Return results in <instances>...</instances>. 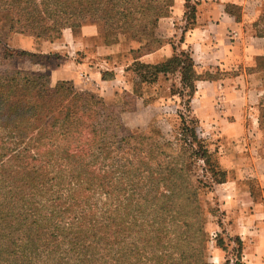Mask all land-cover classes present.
Returning <instances> with one entry per match:
<instances>
[{
  "label": "trees",
  "instance_id": "trees-1",
  "mask_svg": "<svg viewBox=\"0 0 264 264\" xmlns=\"http://www.w3.org/2000/svg\"><path fill=\"white\" fill-rule=\"evenodd\" d=\"M174 1L0 0V21L8 23L4 38H42L54 29L99 22L107 39L141 40L130 51L139 53L145 45L141 57L160 49L154 45L170 43L174 55L168 60L141 64V83L179 72L190 108L196 82L222 76L198 73L190 50L179 54L175 42L155 37ZM191 1L185 3V28L196 23L197 2ZM254 26L264 39V14ZM1 34L0 264H211L197 190L181 168V153L171 156L147 133L128 131L122 112L102 97L70 81L53 84L47 73L14 68L12 60L22 54L6 47ZM260 67L264 54L253 70ZM189 131L198 141V131ZM202 156L210 161L208 150ZM223 236L213 239L226 250ZM235 242L242 259L243 240ZM232 262L241 264H225Z\"/></svg>",
  "mask_w": 264,
  "mask_h": 264
},
{
  "label": "rangeland",
  "instance_id": "rangeland-1",
  "mask_svg": "<svg viewBox=\"0 0 264 264\" xmlns=\"http://www.w3.org/2000/svg\"><path fill=\"white\" fill-rule=\"evenodd\" d=\"M178 2L181 4V0ZM191 2L194 3L193 1ZM177 5L175 0L172 11L160 21L154 35L161 40V43L163 41L164 43L167 41L175 42L179 48L177 53L180 54L181 31L184 32L182 36H185L191 28H185L186 23L181 25V8ZM263 14L264 8L257 21L261 19ZM85 24L97 26L108 45L122 44L128 52L123 54H131L129 51L135 44H142L141 40H134L129 35H119L117 39L111 37L107 39L102 23L87 22ZM65 29L70 28L54 29L42 38L51 41L57 40ZM80 30L81 28H77L73 31L79 34ZM7 31L8 23L3 20L0 21V33H2L3 44L6 47L7 38H4V36H6ZM154 46L161 48L160 43ZM142 48L141 52L133 53L132 57L127 56L129 58L127 60L128 79L133 85L131 86L127 82L126 85L129 88L125 87L124 82L112 84L103 82L104 80L111 81L114 79L115 70L110 69L105 71L107 73L102 76L104 77L103 80L83 71H77L76 74H72L71 68L66 69L62 73V78H54L52 71L56 69L55 67L59 63L57 59L19 49H13L17 51L14 54L22 55H15L12 60V66L22 71L50 74L53 84L62 80L70 81L77 90L91 92L102 97L107 104L116 107L117 110L122 112L121 118L128 131L147 133L155 142L162 144V150L171 156L180 152L181 168L187 169L189 176L186 175V177L189 182L192 181L195 184L198 202L203 213L202 220L208 236L205 249L206 259L211 264H225L229 259L246 264L238 257L239 247L235 242L236 236H229L228 238L231 239V242L228 243L224 232L225 235L221 238L226 240V250L217 245L213 236L217 233L222 234L221 229L224 227V219L228 215V201L231 196L229 193L230 191L234 192L235 188L229 187L233 185L224 186L231 177L245 179L250 184L253 195L260 196L264 200L262 179L264 177V171H262L264 170V130L260 127V121L264 115V108L261 107V99L264 95V69L260 67L261 70H255V72L253 68L256 66H254L246 70L248 76L245 80H247L250 89H252V92L249 93L251 101L245 106L244 114L240 119L237 115H225L219 109L217 102L221 95L224 96L221 90L213 99L212 104H214V107L210 113H203V109L199 107L202 113L201 117H199L192 103L189 108V98L186 96V91L182 89L181 74L179 72L168 76L160 75L155 82L141 83L140 75L146 69L142 66L144 63L137 59L145 53L148 47L144 45ZM0 54H6L3 45L0 46ZM132 58L136 59V61ZM60 59L63 58L60 57ZM112 86H120L122 89L114 94L111 89ZM183 91L185 94L181 96ZM223 92L227 96L226 91ZM226 104H229L230 109L231 105L237 106L234 101H229ZM227 116L229 120H227ZM193 118H197L196 124ZM237 120L240 121V126L234 123ZM191 127L198 131V141H193L191 131H189ZM203 150H208L210 155L208 163L205 160L206 158L202 156ZM195 151H199V154L195 155ZM226 166H230V168L225 169ZM221 174H225V176L223 177ZM237 192L242 204L243 217H247L248 213L253 211V208L250 209L248 207V197L244 191L238 190ZM232 201L235 204V200L233 199ZM231 210H233V207ZM234 212L235 210H233L232 214ZM179 223L181 226V221ZM242 244L244 252L249 241L243 240ZM217 251L222 253V258L218 259Z\"/></svg>",
  "mask_w": 264,
  "mask_h": 264
},
{
  "label": "crops",
  "instance_id": "crops-1",
  "mask_svg": "<svg viewBox=\"0 0 264 264\" xmlns=\"http://www.w3.org/2000/svg\"><path fill=\"white\" fill-rule=\"evenodd\" d=\"M176 1L179 5L177 6L181 8L183 25L186 23L184 18L187 0H181V4L179 0ZM192 1L197 2L196 23L185 34L184 41H181V49L190 50L198 73L211 72L222 76L216 80L197 81L192 104L199 117L202 115L199 107L203 109V113L208 114L214 107L212 103L215 95L221 90L224 96L221 95L217 102L219 109L225 115H237L240 119L245 106L251 101L249 93L252 89L245 80L248 76L246 70L256 66L258 57L264 54V39L258 36L254 26L263 11L264 0ZM230 6L238 7L240 13L231 11ZM182 35L183 31L181 37ZM173 36L175 38V34ZM7 44L14 49L57 59L59 63L52 71L54 78H62V73L71 68L72 74L83 71L103 80V72L110 69L115 70L114 79L103 82L110 84L124 82L125 85L129 82L133 86L128 79L127 67L129 59L127 56L132 55L123 54L127 50L122 44L108 45L95 25H84L79 34L72 29H65L61 37L54 41L13 34L7 38ZM140 46L141 44H135L132 48L137 49ZM173 53L174 48L168 43L153 53L143 55L140 60L148 64H158L168 60ZM125 87L129 88L128 85ZM111 89L115 94L122 87L112 86ZM223 91H226L227 96ZM229 101L236 102L237 106L231 105L230 109L229 104H226ZM234 123L240 126L239 120ZM229 168L230 166L225 167ZM262 179L264 185V177ZM227 185H233L229 187L235 188V191L229 193L231 196L228 201V215L224 219L223 229H220L226 233V235L224 233L226 237L236 236L249 241L244 249L242 261L246 264H264V200L253 195L250 184L241 177H231L224 187ZM238 190L244 191L248 197V207L253 208L247 217H243ZM232 207L235 210L234 214ZM222 256V253L217 251L218 259Z\"/></svg>",
  "mask_w": 264,
  "mask_h": 264
},
{
  "label": "built area",
  "instance_id": "built-area-1",
  "mask_svg": "<svg viewBox=\"0 0 264 264\" xmlns=\"http://www.w3.org/2000/svg\"><path fill=\"white\" fill-rule=\"evenodd\" d=\"M232 264H235L234 262H232Z\"/></svg>",
  "mask_w": 264,
  "mask_h": 264
}]
</instances>
